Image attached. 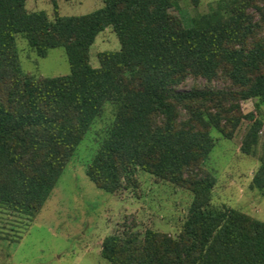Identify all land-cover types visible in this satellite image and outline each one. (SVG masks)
Masks as SVG:
<instances>
[{
	"label": "trees",
	"instance_id": "1",
	"mask_svg": "<svg viewBox=\"0 0 264 264\" xmlns=\"http://www.w3.org/2000/svg\"><path fill=\"white\" fill-rule=\"evenodd\" d=\"M51 2L52 19L26 0H0V207L31 221L111 102V125L86 166L90 180L113 193L139 168L186 187L192 200L176 238L150 228L141 237L112 233L101 256L111 264H264V221L212 206L215 177L198 174L214 146L211 130L230 139L244 124L240 150L257 155L250 186L264 197V11L255 0H218L184 24L178 0H102L72 15ZM250 3L261 11L258 20ZM108 26L119 49L101 52L93 66L90 45ZM18 33L38 56L62 46L70 72H24ZM188 76L228 86L176 90ZM246 99L254 109L243 112Z\"/></svg>",
	"mask_w": 264,
	"mask_h": 264
},
{
	"label": "rangeland",
	"instance_id": "2",
	"mask_svg": "<svg viewBox=\"0 0 264 264\" xmlns=\"http://www.w3.org/2000/svg\"><path fill=\"white\" fill-rule=\"evenodd\" d=\"M218 0H178V21L189 24L198 13H205ZM60 15L87 13L103 5L102 0H57ZM264 11V0H255ZM29 10H44L53 18L51 0H26ZM247 10L255 20L261 15L255 5ZM264 32V29L262 30ZM16 46L21 68L34 76H55L70 72L62 46L52 47L38 56L20 33ZM118 38L108 26L98 32L90 45L89 61L99 65V54L119 49ZM222 79L207 81L188 76L176 90L191 88H225ZM254 99L240 102L243 112L254 109ZM264 118V104H259ZM113 104L104 105L66 163L36 216L28 221L23 215L0 207V264H111L100 254L103 238L112 233L135 232L141 237L150 228L176 238L182 231L192 192L181 185L141 169L131 181L113 193L95 185L86 174V166L99 148L113 118ZM244 124L234 137H223L211 130L214 146L200 163L198 172L208 171L215 177L211 205L238 208L264 221V197L250 186L257 169V155L240 150ZM264 131V126L263 130ZM260 153V148H258Z\"/></svg>",
	"mask_w": 264,
	"mask_h": 264
}]
</instances>
